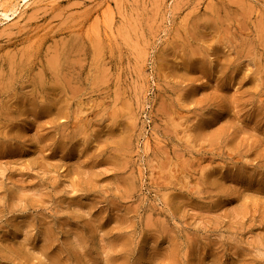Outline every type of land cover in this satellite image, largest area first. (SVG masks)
<instances>
[{"label": "rangeland", "instance_id": "rangeland-1", "mask_svg": "<svg viewBox=\"0 0 264 264\" xmlns=\"http://www.w3.org/2000/svg\"><path fill=\"white\" fill-rule=\"evenodd\" d=\"M0 264H264V0H0Z\"/></svg>", "mask_w": 264, "mask_h": 264}, {"label": "bare ground", "instance_id": "bare-ground-1", "mask_svg": "<svg viewBox=\"0 0 264 264\" xmlns=\"http://www.w3.org/2000/svg\"><path fill=\"white\" fill-rule=\"evenodd\" d=\"M26 2H28L29 0H25ZM15 12H16V10H5L4 12H3V15H5L7 18L8 17H11V16H13L14 14H15Z\"/></svg>", "mask_w": 264, "mask_h": 264}]
</instances>
